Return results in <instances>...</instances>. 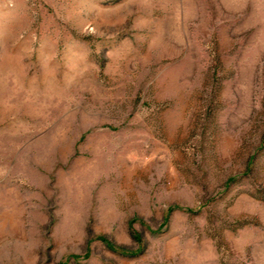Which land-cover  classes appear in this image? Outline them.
Masks as SVG:
<instances>
[{"label": "rangeland", "instance_id": "obj_1", "mask_svg": "<svg viewBox=\"0 0 264 264\" xmlns=\"http://www.w3.org/2000/svg\"><path fill=\"white\" fill-rule=\"evenodd\" d=\"M0 264H264V0H0Z\"/></svg>", "mask_w": 264, "mask_h": 264}]
</instances>
